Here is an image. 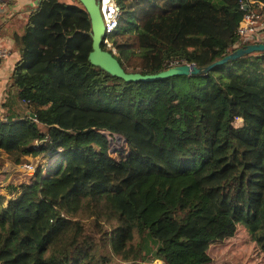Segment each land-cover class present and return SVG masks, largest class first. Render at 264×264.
I'll use <instances>...</instances> for the list:
<instances>
[{
	"label": "trees",
	"instance_id": "1",
	"mask_svg": "<svg viewBox=\"0 0 264 264\" xmlns=\"http://www.w3.org/2000/svg\"><path fill=\"white\" fill-rule=\"evenodd\" d=\"M246 1L116 0L115 57L133 74L207 68L238 49ZM11 38L0 156L50 163L32 195L0 194V264H214L212 246L240 230L264 258V52L128 83L91 64L79 0H40ZM104 133L127 154L112 158Z\"/></svg>",
	"mask_w": 264,
	"mask_h": 264
},
{
	"label": "rangeland",
	"instance_id": "2",
	"mask_svg": "<svg viewBox=\"0 0 264 264\" xmlns=\"http://www.w3.org/2000/svg\"><path fill=\"white\" fill-rule=\"evenodd\" d=\"M70 4H78V0H60ZM3 12H0L2 17ZM8 30L9 27L5 26ZM6 28L0 29V37L4 34ZM261 52L253 53L252 55H259ZM115 55L120 56L117 51ZM1 86V85H0ZM1 91V87H0ZM9 87L7 86L0 92V114L5 116L7 114L6 102L9 99ZM24 107V106H23ZM25 108V107H24ZM243 121L237 119L234 126L241 127ZM110 142V155L114 159H120L128 152V144L124 137L118 135L107 134ZM50 159L48 157H26L20 164H15L5 154L0 156V194H4L7 198L15 196L32 195L35 193V188L30 185L35 176L37 169L42 168L43 172H47ZM32 167V170H29ZM12 188H17L11 194ZM27 203H25V206ZM94 218L84 215L81 223L85 225L86 233L98 236V229L95 227ZM211 254L214 256V264H264V258L257 254L251 247L249 238L246 237L245 232L240 230L233 238L225 239L221 242L215 243L211 248ZM151 264H163L154 261Z\"/></svg>",
	"mask_w": 264,
	"mask_h": 264
},
{
	"label": "water",
	"instance_id": "3",
	"mask_svg": "<svg viewBox=\"0 0 264 264\" xmlns=\"http://www.w3.org/2000/svg\"><path fill=\"white\" fill-rule=\"evenodd\" d=\"M107 1L109 0H79V2L90 14L92 21L93 51L89 55V60L92 65L100 67L111 75L118 77L128 83L139 81H156L179 76H200L202 74H206L215 66L228 64L231 61L244 57L245 55H250L256 52H264V44H252L237 49L232 54L226 56L224 59L214 63L207 68H199L196 65L184 64L176 67H171L155 75L127 73L121 66L118 59L115 57V54L103 48V39L106 32L104 18L107 10ZM31 117L33 119L36 118L35 115H32ZM104 134L107 135L108 133Z\"/></svg>",
	"mask_w": 264,
	"mask_h": 264
},
{
	"label": "built area",
	"instance_id": "4",
	"mask_svg": "<svg viewBox=\"0 0 264 264\" xmlns=\"http://www.w3.org/2000/svg\"><path fill=\"white\" fill-rule=\"evenodd\" d=\"M14 0H0V9L10 5ZM243 10L246 14L238 28V34L240 36V43L237 44L238 49L240 44L246 47L252 44H264V3L258 0H248L243 4ZM121 15L120 8L118 7L116 0L107 1V10L104 18L105 23V37L103 44L107 47V50L115 51L112 36L116 31ZM10 55V51L7 48L0 47V61L6 60ZM185 63L175 61L169 64V68L184 65ZM194 65V64H187ZM32 170V167H29ZM36 173V172H35Z\"/></svg>",
	"mask_w": 264,
	"mask_h": 264
},
{
	"label": "crops",
	"instance_id": "5",
	"mask_svg": "<svg viewBox=\"0 0 264 264\" xmlns=\"http://www.w3.org/2000/svg\"><path fill=\"white\" fill-rule=\"evenodd\" d=\"M39 2L40 0H14L10 5L0 9V12H3L2 17H0V29L6 28L5 26L9 27V30L6 28L0 37V47L10 51L9 57L0 61V92L10 86L14 67L20 59V54L15 48L11 36L15 31L22 32L27 18L31 11L38 7Z\"/></svg>",
	"mask_w": 264,
	"mask_h": 264
}]
</instances>
